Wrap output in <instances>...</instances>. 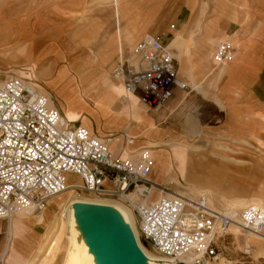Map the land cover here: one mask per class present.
Returning a JSON list of instances; mask_svg holds the SVG:
<instances>
[{
    "label": "crops",
    "instance_id": "obj_1",
    "mask_svg": "<svg viewBox=\"0 0 264 264\" xmlns=\"http://www.w3.org/2000/svg\"><path fill=\"white\" fill-rule=\"evenodd\" d=\"M150 2L112 0L110 6L98 5V22L93 21L79 30L69 26L70 20L81 21L86 16L88 0H0V57L19 58L29 72L28 76L24 73L9 76L10 71L0 69V77L21 78L37 88L33 79L38 75L46 89H37L53 100L65 124L83 125L102 140H114L111 150L121 159L139 150L151 149L154 165L150 179L156 183L164 176L179 175L197 183L202 180L220 185L216 183L219 171L211 170L209 165L198 170L191 164L189 150L197 149L186 137L196 135L200 127H224L239 138L260 135L264 126V42L245 53L239 40L242 34L239 37L235 30L241 18L236 20L233 10L221 4L223 17L204 25L202 5L184 31L176 34L169 44L170 48L179 50V65L189 89L187 92L176 90L166 106L150 109L137 96L128 95L123 84L112 78L120 59H129L145 35L157 34L150 32L151 26L163 5L155 7ZM196 33H202L198 41H195ZM228 40L240 44L237 48L246 62L213 75L208 62L212 61L216 46ZM187 43L192 45L189 54L185 53ZM214 44L212 54L207 56L206 51ZM212 65L219 67L213 62ZM179 77L182 80L180 66ZM212 77L216 82L223 77L229 79L230 89H233L231 86L238 88L240 97L228 103L226 83L221 100L207 98L203 84ZM124 134L133 138L134 143L127 144L121 137ZM228 140L244 143L234 138ZM221 147L230 150L224 145ZM196 173L203 177L199 179ZM156 193L158 197L162 195ZM260 203L264 201L239 203L232 208ZM48 212L53 214L52 218ZM55 214L47 211L27 220L19 213L12 222L0 220V257L4 264H54L44 253L54 236L51 224Z\"/></svg>",
    "mask_w": 264,
    "mask_h": 264
},
{
    "label": "built area",
    "instance_id": "obj_2",
    "mask_svg": "<svg viewBox=\"0 0 264 264\" xmlns=\"http://www.w3.org/2000/svg\"><path fill=\"white\" fill-rule=\"evenodd\" d=\"M164 37L146 35L131 57L120 59L112 72L128 95L154 110L166 106L176 90L189 89L179 77V61ZM235 56V47L223 41L216 46L212 62L224 66ZM121 137L127 144L134 143L125 134ZM153 165L151 149L121 159L109 140L94 136L83 125L67 126L53 100L21 78L0 83V220L10 222L24 211L43 214L49 200L71 188L127 206L136 219L138 241L142 237L159 255L180 264L218 260L230 237L234 238L233 225L264 238L263 207L218 211L205 192L197 197L168 195L150 179ZM71 176L79 184H71ZM154 192L162 196L154 199ZM251 251L246 245L245 254ZM189 257L191 262L184 260ZM0 264H4L2 257Z\"/></svg>",
    "mask_w": 264,
    "mask_h": 264
},
{
    "label": "rangeland",
    "instance_id": "obj_3",
    "mask_svg": "<svg viewBox=\"0 0 264 264\" xmlns=\"http://www.w3.org/2000/svg\"><path fill=\"white\" fill-rule=\"evenodd\" d=\"M128 1H134L139 4L143 3V0ZM88 3V11L86 12V16L81 21L79 19L70 20L69 26H71L72 29L75 27L80 30V27H84L93 21L98 22V5H104V7L108 5L110 6L112 5V0H88ZM160 3L163 5V9L157 11L156 19H158L152 23L150 32L157 33L156 36L164 33V42L167 45H169L172 40L176 38V34L184 31L189 19L194 18L199 13L200 9H202V5L205 10L203 17L204 25L208 24L214 19L222 18L223 5L221 4H227L228 8H231L233 10L232 12L236 14V20L238 17H240L242 20L240 24L237 23L238 25H236L235 30L238 31L239 37L241 34L244 35H241L240 39L238 36L237 37L243 43L245 53L248 54V50L251 51L255 49L256 46L264 42V0H151L150 5L158 7ZM103 10L105 9L103 8ZM106 10H109V8ZM159 18L161 19L159 20ZM227 20L228 19H224V21L227 23L231 22ZM122 25L123 23H121V27ZM201 34L202 33L194 34L196 35L195 41H198ZM230 42L237 50L234 60L224 66L219 67H214L212 65V61L208 60V69L213 72V75H215L221 69L227 70L231 67H238L246 62L245 56L242 55L237 48L240 44L236 42L235 45L232 41ZM215 44L212 46V48H210L209 51H206L207 56L212 54ZM191 46V43H187V45H185V53L189 54L190 50L192 49ZM170 50L175 58L179 61V50L173 48ZM0 69L3 71H10L11 74H9V76H18L17 73H24L25 76H28L29 74L26 63L19 58L15 59L1 56ZM180 73L182 80L188 86L189 82L187 81L186 76L182 74L181 65ZM5 77V75H2L0 77V81H3ZM200 79L201 78L198 80ZM33 82L42 88V90L46 89L45 86L41 84V79L38 75L33 79ZM226 83L228 84L226 101L229 103L231 101L237 100V98L240 97L239 89L231 86L233 88L231 90L229 87V79L224 77L217 82L215 81L214 77H212L203 84V88L207 92V98L213 100L219 98L221 100ZM197 131V134L193 137H186L190 144L197 149L189 150L192 155L191 164H194L198 170L203 165H209L211 170L219 171L221 174L216 177V183L220 185H210L203 182L202 180L198 181L197 183V181L194 182L193 179L189 180L190 178L188 177L184 179L178 175L175 177L164 176V179L158 183L162 186V189L165 188L166 193L181 194L185 197H197L201 192H205L210 196L211 206L218 211H226L230 208L231 210L240 211L249 205L242 208H232L233 205H240L239 203H248L255 200L264 201V126L262 127L258 137H234L224 127H200L197 129ZM228 138L243 140L244 143L232 142L228 140ZM222 145L226 146L230 150L222 148ZM198 170H196V172H199ZM196 174L199 179L203 177L200 173ZM69 182L71 184H78L79 180L76 177L71 176L69 178ZM194 186H196V189H193ZM196 190L198 191L196 192ZM70 193L71 192L62 194L61 196L57 197L50 205H48L47 211L56 213L53 218L54 220L55 216L61 215L60 213H62L63 209L62 206L69 202ZM153 196L154 199H157L158 194L155 193ZM82 197H89L86 198L89 200L95 199L94 197L84 194H82ZM98 202L115 204L127 209L125 206L118 203L107 201ZM260 204L261 205L259 206L264 207V203ZM51 215L52 218L53 214ZM54 220L51 224V227L54 231V236L45 247L46 252L44 253V257L48 260L55 261L54 264H62L66 254L67 237L70 236L71 230L66 224L63 228V223H60L59 228L62 227L61 231H59V229L55 230ZM40 233H44L43 228L41 229ZM231 233L234 235V238L230 237L225 248L222 249L219 259L210 261L208 264H264V242H261L252 236H248L249 238L246 239L244 238L246 235L238 230H232ZM140 241L150 256L166 259L155 252L151 244L142 237L140 238ZM246 245H250L252 248V251L249 255L245 254ZM259 247L261 250H259Z\"/></svg>",
    "mask_w": 264,
    "mask_h": 264
},
{
    "label": "water",
    "instance_id": "obj_4",
    "mask_svg": "<svg viewBox=\"0 0 264 264\" xmlns=\"http://www.w3.org/2000/svg\"><path fill=\"white\" fill-rule=\"evenodd\" d=\"M71 221L82 264H162L147 258L130 223L117 208L76 203Z\"/></svg>",
    "mask_w": 264,
    "mask_h": 264
},
{
    "label": "bare ground",
    "instance_id": "obj_5",
    "mask_svg": "<svg viewBox=\"0 0 264 264\" xmlns=\"http://www.w3.org/2000/svg\"><path fill=\"white\" fill-rule=\"evenodd\" d=\"M169 48H170V45H169ZM109 141H110V146H111V143L114 140H109ZM67 192H71L69 194L70 200H69V202L65 203V205L62 206L63 209H62V213H60L61 215L60 216H55V220H54V226H55L54 229L55 230L59 229V231H61L62 227L59 228L60 227V223L61 224L63 223V228H64V225L66 224L68 227H70V230H71L70 236L67 235L68 237H67L66 254H65V258L63 260L64 264H82L81 258H80V251H79V248H78L76 240H75V234H74V230H73V227H72V221H71L72 206L74 204H76V203L99 204V205H106V206H110V207H114V208L119 209L123 213V215L125 216L126 220L130 223V225H131V227L133 229L134 235L136 237V240H137V242H139L138 241V233H137V229H136V219H135V216H134L133 212L127 206H125V205H123V204H121V203H119L117 201L104 200V199H98V198H95L93 200H89V199H86V198H89V197H82V194H79L76 190L68 188L64 192L58 194L57 196H55L54 198L49 200L48 205H50L54 201V199H56L57 197L61 196L62 194H66ZM155 193L156 192H154V194ZM168 195H171V194H168ZM90 199H92V198H90ZM98 201H107V202H112V203H118V204H121V205L125 206L128 210L125 209L124 207L119 206V205L102 203V202H98ZM257 206H259V205H257ZM260 207H262V206H260ZM46 211H47V209L43 212V214ZM228 211L233 212L235 210L228 209ZM21 213L24 215V217L27 220L33 218V216H34L31 211H24V212H21ZM13 219L11 220V222L13 221ZM232 230H238L241 233H244L246 235V237H244V238H246V239L249 238L248 236H252V237L258 239L259 241L264 242V238L256 236L255 234H252V233L243 232L240 229V227L237 226V225L231 226L230 233H231ZM138 244H139V247L141 248V250L144 252V254L147 256V258L149 260L155 261V262H162V264H172L173 261H170L167 258L164 259V258H161V257L158 258V257L150 256L147 253V251L145 250V247L142 245V243L139 242ZM259 250H261L260 247H259ZM190 258L191 257L186 258L184 260L187 261V262L192 261ZM183 264H185V263H183Z\"/></svg>",
    "mask_w": 264,
    "mask_h": 264
}]
</instances>
